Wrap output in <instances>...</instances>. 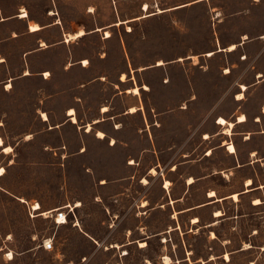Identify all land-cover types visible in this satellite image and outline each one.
<instances>
[{"label":"rangeland","instance_id":"1","mask_svg":"<svg viewBox=\"0 0 264 264\" xmlns=\"http://www.w3.org/2000/svg\"><path fill=\"white\" fill-rule=\"evenodd\" d=\"M0 8V264H264V0ZM242 114L230 136L217 125Z\"/></svg>","mask_w":264,"mask_h":264},{"label":"bare ground","instance_id":"2","mask_svg":"<svg viewBox=\"0 0 264 264\" xmlns=\"http://www.w3.org/2000/svg\"><path fill=\"white\" fill-rule=\"evenodd\" d=\"M93 10H94V9H93ZM144 10H145V11L148 10V5H144ZM89 11L91 12L92 10L90 9ZM159 11L161 12V10H159ZM90 12H89V13H90ZM0 13H1V9H0ZM27 16H28L27 12H26L25 10H23V11H22V14L20 15L19 18H26ZM58 23H59V22H58ZM123 23H124V22L119 21L116 25H120V24H123ZM85 33H86V32H85L83 29H81V30H80L79 32H77V33L69 34V35L66 37V42L69 44V43H70L71 41H73V40H78V39L82 38V37L85 35ZM105 35H106L107 38H109V37L111 36L109 32H106ZM245 38H246V37H245ZM245 38H244V39H245ZM42 45H44V44H42ZM228 49H229V51H234V50H236V45L233 44V45L229 46ZM209 55H212V53H209ZM209 55H208V56H209ZM87 63H88V62L84 60V62H83L84 66H86ZM26 74H28V73L26 72ZM45 76L47 77V76H48V73H46ZM48 77H49V76H48ZM259 77H260V75H259ZM122 80H124V79H122ZM11 87H12V86H11V84L9 83V84L7 85V89H10ZM145 89H147V87H145ZM242 89L245 91L247 88H246L245 85H242ZM128 92H129V93H132V94H135V95H138V94L140 93L138 87H136V88H132V89L128 90ZM243 98H244V95H243V94H239L238 97H237L238 100H242ZM263 109H264V108H263ZM107 111H108V109H107L106 107L102 110V112H104V113H106ZM136 111H137L136 108H131L130 113H135ZM68 116L70 117L71 121H72L74 124L77 123L76 112H75L74 109H70V110L68 111ZM42 118H43V121H45V122L48 121V116H47L45 113L42 114ZM217 120H218V124L225 128V132L227 133V135H232V129L234 128V123H233V122H229V121H228L226 118H224V117H219V118H217ZM246 120H247V118H246V116H245L244 114H242V115H240V116L238 117V122H239V123H243V122H245ZM91 130H92L91 126L88 125V126H87V129H86V132H90ZM97 137H98L99 139H105V133L102 132V131H99V132L97 133ZM205 138H208V136H206ZM0 148H2V152H3L4 154H10V153L12 152V147H10V146H5V145H4V141H3V138L1 137V135H0ZM228 151H229V153H231V154L235 153V152H236V148H235V146H234L233 144H229ZM210 153H211V152H209V154H210ZM4 174H5V169H4L2 166H0V176L2 177V176H4ZM151 174H156V170H155V169H152V170H151ZM194 182H195V180H194L193 178H190V179L188 180V183H189V184H192V183H194ZM142 183L147 184V180L144 179ZM251 184H252L251 180H248L247 183H246L247 186H249V185H251ZM170 185H171L170 182L167 181L166 184H165V188H168ZM215 196H216V192L212 191V192L209 193V197H215ZM231 197H232L235 201H238V199H239V195H238V194H234V195L231 196ZM254 204H255V205H259V204H261V200H259V199H255V200H254ZM78 205H80V204H78ZM33 207H34L35 210H39V209H41V207H40V205H39L38 203H35V204L33 205ZM220 215H222L220 211H217V212L215 213V216H216V217H219ZM57 222H58L59 224H65V223L67 222V220H66V218H65L63 215H60V216L58 217V219H57ZM198 222H199V219H198V218L193 219V223H198ZM211 235H212V238H215V237H216V235H215L214 232H212ZM50 240H51V239H50ZM51 241H52V240H51ZM140 245H141V247H144V246L146 245V243L141 242ZM12 258H13V255L10 254L9 257H8V259H12ZM166 259H167V258H166ZM226 259H229V255H228V254L226 255Z\"/></svg>","mask_w":264,"mask_h":264},{"label":"crops","instance_id":"3","mask_svg":"<svg viewBox=\"0 0 264 264\" xmlns=\"http://www.w3.org/2000/svg\"><path fill=\"white\" fill-rule=\"evenodd\" d=\"M1 9V8H0ZM23 11V10H22ZM26 11V10H25ZM2 12V11H1ZM27 12V11H26ZM28 14V13H27ZM26 18H28V16L26 17ZM26 18H20V19H26ZM2 20H4V19H2ZM36 25V26H35ZM42 30V28L39 26V24H37V23H34V24H31V25H29V31L31 32V33H36V32H40ZM80 31V30H79ZM78 31V32H79ZM77 33V32H76ZM70 34H72V33H70ZM69 34H67L66 35V37L68 36ZM239 117V116H238ZM238 117H237V120L235 121V122H233L234 123V128H235V126L237 125V124H242V123H239L238 122ZM247 121V120H246ZM245 121V122H246ZM245 122H243V123H245ZM217 125L218 126H221V125H219L218 124V120H217ZM93 128V127H92ZM233 128V129H234ZM85 129V128H84ZM232 129V130H233ZM230 136V135H229ZM223 146H224V144H223ZM226 146H228L229 147V144H227ZM225 146V147H226ZM228 150V149H227ZM211 152V151H210ZM212 154V152L209 154L208 153V155H211ZM231 154V153H230ZM233 154H236V152L235 153H233ZM233 154H231V155H233ZM243 165L244 164H240V161H237V165H234L235 167H237V168H242L243 167ZM176 167V166H175ZM191 178V177H190ZM195 180V179H194ZM248 180H251V179H248ZM248 180H246V182L244 183V186L246 187V189L245 190H242L241 192H239V193H233V194H231V195H229V196H224V197H218L217 196V191L216 190H211V192L212 191H214V192H216V196L215 197H208V201L207 202H204V203H202V204H200V205H198V206H195V207H191V208H187V209H184V210H181V212H180V214H183V213H187V212H192V211H195V210H198V209H201V208H205V207H208V206H212V205H215V204H218V203H221V202H224L225 200H227V199H233L231 196H233L234 194H238L239 196H241V195H243V194H248V193H251L252 192V189L251 188H249V187H251V186H253L254 185V182L251 180V182H252V184L251 185H249V186H247L246 185V183H247V181ZM197 182V180H195V182L194 183H192V184H188L189 186L190 185H193V184H195ZM209 196V195H208ZM184 200V196L183 197H179V198H176L175 200H174V203H176V204H178V203H180V202H182ZM234 200V199H233ZM239 200V199H238ZM255 205V204H254ZM260 205V204H259ZM257 206V205H256ZM217 211H220L221 212V210H216V211H213L212 212V214H211V216L215 219V218H221L222 216H223V214H222V212H221V214L222 215H220L219 217H216L215 216V213L217 212ZM195 218H198L199 219V222L198 223H193V219H195ZM192 219V224H199L200 222H201V219H200V217H198V216H195L194 218ZM213 225H215V222H212L209 226H213ZM133 243H135V242H131V243H129V244H133Z\"/></svg>","mask_w":264,"mask_h":264},{"label":"water","instance_id":"4","mask_svg":"<svg viewBox=\"0 0 264 264\" xmlns=\"http://www.w3.org/2000/svg\"><path fill=\"white\" fill-rule=\"evenodd\" d=\"M242 44H245V42H242ZM221 51H222V50H221ZM87 126H88V125H86L84 128L87 129ZM147 239H148V238H147Z\"/></svg>","mask_w":264,"mask_h":264},{"label":"built area","instance_id":"5","mask_svg":"<svg viewBox=\"0 0 264 264\" xmlns=\"http://www.w3.org/2000/svg\"><path fill=\"white\" fill-rule=\"evenodd\" d=\"M51 248V247H50Z\"/></svg>","mask_w":264,"mask_h":264},{"label":"trees","instance_id":"6","mask_svg":"<svg viewBox=\"0 0 264 264\" xmlns=\"http://www.w3.org/2000/svg\"><path fill=\"white\" fill-rule=\"evenodd\" d=\"M93 129V128H92Z\"/></svg>","mask_w":264,"mask_h":264}]
</instances>
